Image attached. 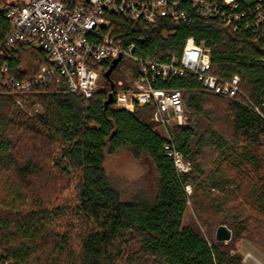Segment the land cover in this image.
Instances as JSON below:
<instances>
[{
    "label": "trees",
    "instance_id": "1",
    "mask_svg": "<svg viewBox=\"0 0 264 264\" xmlns=\"http://www.w3.org/2000/svg\"><path fill=\"white\" fill-rule=\"evenodd\" d=\"M116 22V32L140 57L167 61L193 37L210 50L214 75L240 78L244 97L207 93L192 76L173 82L185 90L184 104L196 118L171 128L192 167L191 175H180L149 107L105 110L108 82L90 100L55 83L37 86L23 97L26 106L43 107L32 117L12 97L0 96V172L9 174L0 195V264H243L230 244L210 243L183 226L191 200L185 186L211 199L234 229L264 238V35L236 36L193 15L178 24ZM9 30L0 10V45ZM8 62L21 79L48 60L41 50L17 46ZM123 149L153 162L152 196H128L107 174V156Z\"/></svg>",
    "mask_w": 264,
    "mask_h": 264
},
{
    "label": "built area",
    "instance_id": "2",
    "mask_svg": "<svg viewBox=\"0 0 264 264\" xmlns=\"http://www.w3.org/2000/svg\"><path fill=\"white\" fill-rule=\"evenodd\" d=\"M0 10L10 30L0 45V96L7 95L26 108L23 97L37 86L55 83L65 92L90 100L104 89V73L113 60L121 57L132 62L127 80L117 81L113 106L134 112L149 107L154 131L165 143L163 149L172 158L178 174H188L189 166L175 145L171 128L186 124L184 89L173 86L176 79L192 76L207 93L227 99L244 97L240 78L223 79L211 71L210 50L187 38L180 54L165 61L140 57L134 43L125 44L116 32L117 19L134 25L153 26L160 19L171 23L187 21L192 15L213 20L240 35L254 31L264 35V0L247 5L244 0H29L5 3ZM41 50L47 64L28 78H19L9 66L14 50ZM22 72V69L19 70ZM190 185L185 186L189 195Z\"/></svg>",
    "mask_w": 264,
    "mask_h": 264
},
{
    "label": "rangeland",
    "instance_id": "3",
    "mask_svg": "<svg viewBox=\"0 0 264 264\" xmlns=\"http://www.w3.org/2000/svg\"><path fill=\"white\" fill-rule=\"evenodd\" d=\"M20 1L27 2L29 0ZM244 1L247 5H253L257 0ZM130 64L132 65V62H129L128 60H124L121 63L122 68H119L118 72L115 74L117 81L127 80ZM7 97L11 98L10 96ZM21 109L29 117L43 113V107L40 104L28 105L26 108ZM185 109L187 115L185 125L193 124L196 118L193 115L192 110L188 108L187 104H185ZM187 164L189 166L188 174L191 175L192 167L190 163L187 162ZM105 169L112 182L119 186L123 193L128 196H133L137 193H142L148 197L152 196L158 174L153 162L149 158L144 156L140 160H137L133 157V154L129 149H123L115 154L107 156ZM2 173L4 172H0V195L3 194L1 191L3 190V184L6 181L5 176L7 175L5 174H8ZM243 192L244 189H242V193ZM66 195L67 193L64 194V196ZM188 196L191 200L188 203L183 218V226L197 230L210 243H217L215 240L217 228L220 225H227L228 227L232 226L230 221L216 210L214 203L206 195L201 192L194 193V188L192 186ZM233 206L235 205L230 204L229 208H232ZM232 230V240L225 244H230L235 248L236 252L241 255L243 264H264V238H260V236L254 231H242V229L238 227H235V229L233 227Z\"/></svg>",
    "mask_w": 264,
    "mask_h": 264
},
{
    "label": "water",
    "instance_id": "4",
    "mask_svg": "<svg viewBox=\"0 0 264 264\" xmlns=\"http://www.w3.org/2000/svg\"><path fill=\"white\" fill-rule=\"evenodd\" d=\"M122 58L119 57L113 60L112 64L109 66L107 71L104 73V78L106 81L111 84V89H114L115 83L111 79L112 73L117 69L118 65L120 64ZM114 102V94L109 92L107 96V100L105 101V110L113 105ZM233 232L227 225H220L215 233V240L218 243H229L232 240Z\"/></svg>",
    "mask_w": 264,
    "mask_h": 264
},
{
    "label": "crops",
    "instance_id": "5",
    "mask_svg": "<svg viewBox=\"0 0 264 264\" xmlns=\"http://www.w3.org/2000/svg\"><path fill=\"white\" fill-rule=\"evenodd\" d=\"M7 3H13L14 1L16 2V1H18V0H5ZM18 2H22V1H18Z\"/></svg>",
    "mask_w": 264,
    "mask_h": 264
}]
</instances>
